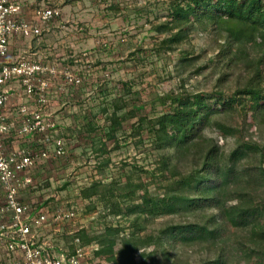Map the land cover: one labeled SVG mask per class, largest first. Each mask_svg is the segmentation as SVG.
I'll return each mask as SVG.
<instances>
[{
  "label": "rangeland",
  "instance_id": "374dc122",
  "mask_svg": "<svg viewBox=\"0 0 264 264\" xmlns=\"http://www.w3.org/2000/svg\"><path fill=\"white\" fill-rule=\"evenodd\" d=\"M175 2L81 0L71 6L92 24L88 28L86 21L80 22L87 29L83 39L99 47L91 58L97 68L90 101L85 93L81 105L83 126L92 128L91 137L81 141L82 151H76L78 162L68 166L67 180L35 178L41 183L29 192L55 191L61 200L82 208L76 226H83V241L98 250L111 245L96 253L104 263L113 264L116 258L119 264H218L223 248L221 264H261L239 247L230 224L214 238L172 242V227L201 225L213 211L189 206L202 176L201 151L194 143L177 152L162 147L155 138L160 116L175 113L200 94L216 110L203 131L204 140L220 147L224 159L236 149L244 152L236 161L225 160L228 166L241 170L252 160L264 172V121L254 117L249 96L239 93L248 82L247 66L256 59L253 54L240 56L232 67L223 66L222 76L217 43L197 25H188L179 43H168L177 30L168 29ZM74 8L65 13L76 12ZM228 100L230 107L221 109ZM113 112L115 121L110 120ZM168 130L172 135L173 126ZM72 137H66V144ZM243 143L256 149L243 148ZM249 193L251 208L264 216V181ZM62 241L67 243L68 237Z\"/></svg>",
  "mask_w": 264,
  "mask_h": 264
},
{
  "label": "built area",
  "instance_id": "2783aa9c",
  "mask_svg": "<svg viewBox=\"0 0 264 264\" xmlns=\"http://www.w3.org/2000/svg\"><path fill=\"white\" fill-rule=\"evenodd\" d=\"M17 11L13 0H0V264H112L102 262L96 255L98 246L86 244L78 235L83 229L76 226L82 208L44 189L38 194L42 191L51 205L27 199L41 183L34 181L30 171L43 159L65 154V139L59 136L64 120L53 109L49 95L57 69L30 55L13 61L6 56L13 36H40L61 12L40 5L33 19L24 20ZM81 59L87 66L64 68L60 90L79 86L89 76L93 61L87 53ZM12 82L22 91L16 104L10 100ZM89 95L90 91L87 103ZM11 113H15L16 120L9 118ZM13 130L22 143L10 148L8 140ZM63 236L68 237L67 243L61 242Z\"/></svg>",
  "mask_w": 264,
  "mask_h": 264
},
{
  "label": "trees",
  "instance_id": "16d2710c",
  "mask_svg": "<svg viewBox=\"0 0 264 264\" xmlns=\"http://www.w3.org/2000/svg\"><path fill=\"white\" fill-rule=\"evenodd\" d=\"M172 20L168 29H177L167 40L168 43L180 42L186 36L188 25H197L203 32H209L216 41L217 53L223 61L221 75H225L223 66L232 67L240 56L248 54L257 63L247 66L248 79L239 93L246 94L255 103L254 117L262 124L264 121V0H178L172 4ZM166 28V27H165ZM232 100L223 101L221 109H228ZM120 109V106H117ZM200 94L192 102L182 105L172 114H164L155 124V138L162 147H173L177 151L187 150L194 143L202 153V176L196 187L197 196L191 199L189 206L193 210L213 211L206 221L199 225H181L171 228L172 242H188L192 239L214 238L230 224L235 241L251 259L264 264V216L258 209H252V197L249 192L260 188L264 181V172L254 161H247L243 169L228 166L226 161H236L244 152L236 149L227 159L211 139L204 140L203 131L209 117L215 113ZM116 113L110 120L115 121ZM112 123V122H111ZM116 124V123H115ZM173 126V134H169ZM202 141V143H200ZM243 148H256L243 143ZM226 160V161H225ZM84 189L83 194H86ZM91 195V194H90ZM109 231V230H108ZM83 240L84 232L78 234ZM111 248L99 249L96 253ZM221 249V247H220ZM223 249V248H222ZM221 249V250H222ZM220 250L217 263L221 264L223 252ZM113 264H119L113 258Z\"/></svg>",
  "mask_w": 264,
  "mask_h": 264
},
{
  "label": "crops",
  "instance_id": "0c3cea01",
  "mask_svg": "<svg viewBox=\"0 0 264 264\" xmlns=\"http://www.w3.org/2000/svg\"><path fill=\"white\" fill-rule=\"evenodd\" d=\"M17 6L18 17L24 20H31L34 18V10L37 6L46 5L50 7H56L60 10V17L52 19L50 22V29L44 32L40 36L26 37L22 35H15L10 39V49L6 56L7 60L13 61L24 55H30L37 59H40L43 64L49 67H55L57 73L53 76V82L49 89V95L52 99V106L58 116L64 121L61 126L59 136L65 139L73 134L72 138H67L66 153L57 158H49L42 160L38 165L30 171L34 178L41 179L47 182L50 179H61L69 176L66 174L69 165H75L79 159V152L76 151L83 148L82 142L87 140L86 137L91 134L90 126H83L85 123V112H81V105L85 93H88L91 88L92 79H96V68L94 60L91 65V72L86 77L85 83L83 82L79 86H69L62 90L59 89L63 82L62 71L64 68L69 67L71 69L82 68V65L87 66L85 61L81 59L83 53H87L92 58V53L99 52V47L91 44L90 38L83 39L87 35L85 33L81 21L85 22L84 26L91 28L92 24L90 19H84L82 13L79 14L77 8L71 7L80 2L81 0H66L58 3L62 0H13ZM57 2V3H56ZM64 3V5H63ZM77 5V4H76ZM76 9L74 13H65L67 9ZM77 25V26H76ZM79 27V28H78ZM101 49V48H100ZM79 59V60H77ZM86 59V58H84ZM103 67V64L100 66ZM87 76V75H85ZM11 87V102L19 103L20 94L22 93L20 87L15 82L10 84ZM86 89V92H85ZM88 89V90H87ZM83 114V115H82ZM11 120H16L15 113L9 115ZM83 121V122H82ZM21 136L18 135L16 130L11 131V139L8 140V147L13 148L20 145ZM89 141V140H87ZM75 149V150H74ZM47 170V172H45ZM67 180V179H66ZM50 189V187H47ZM42 192V191H41ZM40 192L31 193L28 195V200H35L40 205H51L49 200L45 201V196ZM34 194V196H33ZM3 196L0 192V204L2 203Z\"/></svg>",
  "mask_w": 264,
  "mask_h": 264
}]
</instances>
